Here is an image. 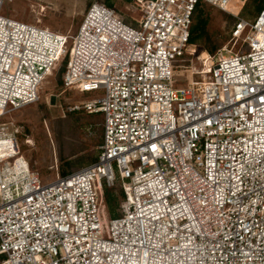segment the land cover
Instances as JSON below:
<instances>
[{"label": "built area", "instance_id": "built-area-1", "mask_svg": "<svg viewBox=\"0 0 264 264\" xmlns=\"http://www.w3.org/2000/svg\"><path fill=\"white\" fill-rule=\"evenodd\" d=\"M198 1L135 0L132 23L94 1L76 35L0 14V115L36 102L67 53L64 89L105 91L70 108L99 117L96 159L53 181L0 123V264H264V6L173 88Z\"/></svg>", "mask_w": 264, "mask_h": 264}, {"label": "rangeland", "instance_id": "rangeland-1", "mask_svg": "<svg viewBox=\"0 0 264 264\" xmlns=\"http://www.w3.org/2000/svg\"><path fill=\"white\" fill-rule=\"evenodd\" d=\"M94 1L105 3L104 0H5L0 14L39 28L76 35ZM112 1L113 8L122 19L132 20L137 15L135 0ZM204 9L208 19L207 28L217 49L227 46L237 50L240 43L234 45L230 39L237 19L235 15L254 18L253 4L247 0H231L230 12L210 3H204ZM72 43L70 39L68 49ZM193 46L196 51L192 57H178L173 63L175 69L171 87H185L192 78H199L196 72L205 65L202 54L208 52L199 44ZM60 67L58 62L51 75L43 81L36 102L19 109L8 105V110L0 115V123L13 122L14 129L18 130L16 136L20 151L31 169L38 172L42 182L53 181L57 174L64 175L92 163L101 143L99 117L85 110L71 111L70 108L77 101L104 96V89L87 92L78 86L64 89L57 82ZM109 207L111 215L112 204Z\"/></svg>", "mask_w": 264, "mask_h": 264}, {"label": "trees", "instance_id": "trees-1", "mask_svg": "<svg viewBox=\"0 0 264 264\" xmlns=\"http://www.w3.org/2000/svg\"><path fill=\"white\" fill-rule=\"evenodd\" d=\"M105 4L109 7L114 6L112 0H104ZM247 2L253 4L255 15L259 13V11L264 6V0H247ZM204 3H207L203 0H199L196 4V8L193 15V25L191 29L190 43L195 45L199 44L201 48H203L206 52L210 54H215L217 52V45L212 41V37L207 28V14L204 9ZM125 21L127 23H132L133 21L128 19ZM69 58V53L63 56L59 62L61 67L59 68L57 74V82L60 87H63L62 75L65 71L66 62ZM107 198L112 204L113 209H111V216L116 217L121 215V202L124 198L123 189L121 186V182L119 180L116 181L115 185L112 188L107 189Z\"/></svg>", "mask_w": 264, "mask_h": 264}]
</instances>
